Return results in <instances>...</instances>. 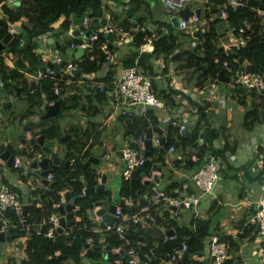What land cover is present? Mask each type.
I'll return each instance as SVG.
<instances>
[{"label": "trees", "instance_id": "trees-1", "mask_svg": "<svg viewBox=\"0 0 264 264\" xmlns=\"http://www.w3.org/2000/svg\"><path fill=\"white\" fill-rule=\"evenodd\" d=\"M19 6H10L7 0H0V7L3 11L0 16V43L4 49L0 53L13 52L18 55L15 68L5 70V62L3 55L0 54V68L3 71V78L7 85H12V80L19 81L25 86V90L29 93L32 113V108L40 103L58 100L61 107V113H69L72 111H81L83 114H97L101 111L99 103H104L108 100L109 87L108 82H112L110 78H103L106 84L104 91L98 87L97 78L90 79L88 75L104 67L106 61V52L102 48V43L107 41L108 37L104 32H98V38L93 42L91 47L87 48L82 54L80 68L82 70V78L86 81L82 86L77 85L78 75L65 74L63 76L44 75L39 82L29 81L26 77V72L37 73L38 69L44 65L45 60L41 54L34 51L35 37L53 33L55 28L53 23L58 21L62 16L65 17L60 25L61 31H69L72 26L70 17L81 16L87 14L89 19L101 17L105 11L104 0H20ZM241 3L235 6L230 0H209V6L204 13V18L207 19L206 26L201 32L196 47L189 50L183 49V42L179 40L180 35L184 38L195 41V37L191 33L179 32L175 27L167 22L160 23L163 27H168V33L164 37L152 41L156 53L166 52L174 54L175 60H182L181 67L189 69L194 66V72L191 76L199 73L197 85L202 86L204 79H216L222 74L226 77H231L233 73L240 67L241 63L247 61V68L252 71L264 72V15L257 12L256 7L260 6L264 9V0H240ZM225 8L227 18L221 16V10ZM24 19V21H22ZM21 22V31L11 32L10 26ZM248 22L249 27L244 33L248 36L247 43L240 48L234 44L230 51L219 45L218 29L227 27L236 35H239V28ZM127 27L129 26L126 25ZM29 37V43L22 45L23 37ZM153 31L146 28L140 30L134 36V40L138 47L151 38ZM70 43V40H68ZM180 48L181 53H176V49ZM139 55V51L135 52L131 57L132 60L128 66L135 64V57ZM25 60L28 64H25ZM148 60L139 55L140 68L145 73L148 68L151 73H154L152 64H146ZM228 61V67L224 66V62ZM145 70V71H144ZM146 74V73H145ZM148 76V74H146ZM152 88L154 91L161 92L162 96H166L171 102L175 103L173 93H179L187 97L192 106H197V120L193 130L187 134L179 131L177 126L170 123L169 135L166 136V142L163 147H155L153 154L142 164L136 167L130 179L125 180L121 185L120 194L132 198L131 205L123 204L122 209L125 214H140L145 216L151 214L154 217V222L151 221H134L128 220L125 222V230L119 233L114 229L103 230L101 232L94 230V224L88 215V209L94 208L98 204L106 202V198L110 197L111 191L95 192L92 194H84L82 188L85 182L79 180L81 175L87 185H98L97 170L90 166V162L84 161L88 152H83L85 145L83 138L89 139L92 135L90 128H80L74 125L66 129L60 123H44L40 132L46 133L50 140H55L60 134H63L65 142V157H73L75 166L71 170L70 167L59 165L53 173L52 180L49 183V189L42 192L43 204L40 207H35L24 221L16 210H9L5 218L8 220V235L7 242L12 243L19 237H27V245L25 248L26 258L23 264H86L83 261L86 250L85 243L89 237H93L91 242L92 255L88 256L99 264H123L124 260L129 264V256L126 255V250L135 248L146 256V263L149 264H167L171 254L181 250L184 243L188 245V251L192 255L203 256V260H199L189 256L184 259L188 264H206L209 258V241L210 237L218 234L222 240L228 243V252L232 253V257L228 258L225 264H232L235 259V251L240 247V241L244 238H251V232L254 226L248 225L244 228V232L234 236L220 231L216 227L212 216L203 218L193 213L189 223H183L179 220V215H173L172 208L165 206L163 202H157L150 205L149 210L142 211L139 201L143 193L147 190L146 176L151 174L155 168L165 165L166 153L168 148L173 144L177 149L181 150L184 155L185 168L196 172L200 169L207 156L210 153H216L217 156L224 160L226 159V151L229 149L232 152L236 150V145L231 146L228 142L224 146L216 147V141L222 137L223 128H214L209 120V104H203L193 100V98L182 90L172 89L167 93L165 89H161L157 80L151 79ZM58 85L61 92L55 91V86ZM7 86V87H8ZM242 102L246 104L247 110L243 115V127L246 130H252L258 123L264 122V92L259 93L255 90L246 91L242 89ZM157 94V93H156ZM45 95V97H43ZM168 100V101H169ZM97 101V102H96ZM96 102V103H95ZM125 126L126 136H131L135 140L147 132L148 128L159 123V115L153 108H148L145 115L134 116L124 115L120 117ZM34 128L38 124L30 123ZM204 132L203 142L200 141V134ZM227 138V135H225ZM131 144L141 152L144 148L137 143ZM12 149L13 147L10 146ZM196 153L198 159L192 161L191 153ZM256 157L261 161V170L255 175V179L264 184V143L257 147ZM182 160V161H183ZM227 161V159H226ZM178 163V162H177ZM161 169V168H160ZM240 168H236L239 171ZM241 171V169H240ZM179 184L182 183L180 180ZM173 184V189L179 184ZM69 185L73 186L72 193L76 204L80 205L78 214L81 220L71 228H67L62 233H56L54 236H48L47 231L51 225L50 218L53 212L57 211L54 203L61 201L60 192L66 189ZM182 186V185H181ZM36 193V192H35ZM215 209V201L212 203ZM194 212L195 208H188ZM255 211L251 208L249 217ZM246 220V218H245ZM42 222L43 226L38 230V225H32V222ZM118 222V220H117ZM244 223V221H243ZM26 224H29L27 228ZM173 228L174 236H167V230ZM263 254H264V243ZM110 246V248H108ZM59 252V254H56ZM60 254L68 255V258L58 257ZM2 255V243L0 240V256ZM13 264V263H9ZM179 264V263H178ZM239 264V263H238Z\"/></svg>", "mask_w": 264, "mask_h": 264}, {"label": "crops", "instance_id": "crops-1", "mask_svg": "<svg viewBox=\"0 0 264 264\" xmlns=\"http://www.w3.org/2000/svg\"><path fill=\"white\" fill-rule=\"evenodd\" d=\"M104 2L106 8L103 15L100 17L101 28L105 25L102 23L104 18L107 19V23L113 25L140 24L144 26L145 29L148 28L153 31L152 38L154 40L164 37V35L169 32L168 27H164L166 25L162 27L160 23L166 24L169 22L173 25V23L170 21V18L177 14V12H172L166 9L162 3V0H104ZM7 4L10 6H16L13 4L12 0H7ZM208 6L209 0H190L185 8H189L191 11L201 9L200 22H194L190 20V26L186 29L182 28L181 26H173L179 32L184 31L188 34L191 33L192 36L195 37L193 40H195L197 44L201 43L199 36L201 32L206 29L205 26L207 19L204 18V13ZM75 17L76 16L73 15L70 17L72 20V29L75 27ZM64 19L65 17L62 16L58 21L52 24V26L55 28L53 33L43 35L46 44L43 43L40 45L42 50L40 54L45 60L44 65H42L45 66L44 72L47 70L48 66H51L48 65V62L52 58V47L51 43L49 42V38L54 37L55 39L60 40L62 45L66 43L69 44L68 40L71 39L68 31H61L60 29V25ZM91 20L92 19H89L88 24H84L88 26L91 23ZM22 21H24V19H22ZM22 21H19L16 25L20 26ZM151 24H153L152 27ZM202 29L203 31H200ZM196 30H199L197 36L194 35ZM218 30L219 45H222L225 47V49L231 47L232 43L234 42L231 29L225 26L220 27ZM92 33L93 32L90 34ZM36 40L37 39L35 37L34 41ZM179 40L184 44L183 49L187 47L189 50H191L197 46H191V39H186L182 35H180ZM108 41L110 42V46L113 48L112 58L105 63L103 68L100 69L99 76L95 77L100 80L98 82H102L104 77L110 78L112 82L107 83L109 87L108 89L110 91L114 89L117 86L118 78L122 75L123 70L128 67V63L132 60L133 57L131 56L135 52L139 51V55H142L144 59L148 60L146 64H152L154 69V73H151L147 68L146 71L144 70L145 73L148 74L151 79L157 80V83L161 89H165L167 93H170L172 89L177 91L182 90L188 93L193 98V100L202 102L203 104H209L208 112L210 114L209 120L211 125L214 128H223L224 131L222 137L218 139L222 143L221 146H224V144L226 145L227 142L231 146H237L234 152L229 149L226 151L227 161L226 159L221 160L219 158L220 180L214 192L212 194L205 195L208 197L207 200L204 202L202 200L198 208L194 209V212L188 208H183L181 210L179 220L183 223H189L193 213L203 218H209L212 216L215 226L219 227L220 231L232 234L234 236L244 232V228L248 226L250 210L251 208H255L256 201L258 200L262 191L261 182L258 179H255V175L260 172L262 166L261 161L256 157L257 147L259 144L264 143V122L258 123L252 130L249 131L246 130L242 124L243 115L246 112L247 107L246 104L241 101L243 95L241 92L242 89L246 91L249 90L244 87L235 86L231 82V77H228L229 80H222L221 76L216 79H204V84L202 86H198L197 78L199 73L191 76L195 67L192 66L189 69L181 67L182 60H175L173 58L174 54H169L166 52H160L158 54L156 53L154 44H152V49L148 51L150 54L143 55V53L140 52V47L137 46L134 37L132 40H130L134 41V44H128L127 42L121 43L117 35H113L111 38H108ZM1 46L3 45L0 44V50L4 49V47ZM175 52L181 53L180 48L176 49ZM0 54L4 57L5 70L9 71L10 69L16 67L18 59L17 54L13 52L5 53V51ZM139 55L135 57V62L138 61V65L140 66ZM26 61L27 60H25V64ZM244 63L249 64L247 61ZM39 71L42 72L41 68L38 69L37 73L26 72L27 79L29 81L39 82V80L42 78L38 76ZM82 76L83 74L81 73V75L78 76V79L75 80L76 84L79 86H82L86 83ZM21 81L22 79H19V81L12 80V85L8 86L3 78L2 68H0V123L3 122L5 126H9L5 129H0V133L5 135L0 136V141L4 140L8 143V145L12 144L14 146H28V154L23 156L24 160L21 158V156L18 157L20 159L21 167H8L6 162L0 158V188L5 185L9 186L19 195L23 204H31V206L22 214V219L24 221L25 217L28 216L35 207L42 206V192L49 189V183L52 180L48 179L46 176V178L49 180V183L46 184L43 182V176H41L42 169H34L30 167V163L36 155L32 156L30 154L29 157V153L34 154L36 152L37 154L38 151L43 150V146L40 144L33 146L30 143V138L36 135L33 133L34 128L30 123L39 125L38 127L35 126V131L37 132H40L42 128H44V123H54L55 121L60 123L66 129L69 127H74V125L79 126L80 128H90L92 129V135L89 137V139L88 137L82 139L85 143L82 151L88 152L86 158H84V161L90 162V166L97 170V173L99 174L98 185L103 183V174H106V180L104 183L106 190L111 191V195L110 197L106 198V202L98 204L92 209H88V215L94 224V230L99 232L105 230L104 227L106 223H109L105 218V213L108 212L111 204L122 206L126 203V199H129L132 203V198L120 194L121 185L123 183L122 170L126 164L125 160L123 159L121 148L125 144L131 143L134 138L131 136H126L125 134V126L120 117L126 114H123L118 106L116 107L117 97L114 94H108V100L102 104L99 103V105L102 107L101 111L97 114H83L81 111H72L69 112L67 116L66 113H64L65 115H60L59 113L56 116L44 118V115L47 112L45 106L51 104L52 101L40 103L36 107L32 108L34 111L30 113L29 110L31 108V102L29 93L24 89L25 86ZM156 93L159 98L165 102V108L145 105H137L134 107V116L145 115L148 108L155 109L159 115V123L154 126H161L162 133H159L158 131L153 132V149L156 147V145H154L156 144V137L164 136L166 139V136L169 135L171 117L175 116L176 118L183 115V120L187 121L189 127V132H186L187 134L193 130L194 124L197 120V106H192L189 99L184 95L173 93L175 99L174 103L171 102L166 96H162L160 91L159 93L156 91ZM43 97H45V95ZM2 108L5 110L4 112L1 111ZM180 109L184 110V112L181 114L179 113ZM53 118L55 121H52L54 120ZM27 125L29 127L26 139L23 142L18 141V139L20 140L19 136L24 132V129ZM42 133L43 132H40L37 135ZM144 134L146 136L147 132ZM60 135L63 136V134ZM225 135H227V138H225ZM46 140L52 141L48 138V136ZM53 142L54 147L52 148V151H59L60 143L58 139L56 138ZM63 144L65 148L66 145L64 139ZM142 148H144V151H142L144 154L146 150L145 141L144 147ZM177 150L178 152H181V150ZM108 152L112 154L110 159L113 162L112 166H108L106 163L105 154ZM91 156L94 157L93 160H91ZM165 156L166 164H162V167H160L163 171L162 175L160 176V180L156 181L154 179V181H150V185L157 191L173 193V184H177V182L180 180L182 183L179 184L178 182L179 185H186L184 192H191V189L195 190L196 187L193 180L195 172H193L192 169L189 170L185 168V160L180 162L176 157V153L172 152H167ZM95 158H98V161H95ZM62 159L63 161L59 165L70 167L71 170L74 168L75 161L69 166L68 164L66 165L64 163L65 159L70 161L71 157H63ZM192 161L194 162L196 160ZM236 168H240L241 171L240 169L239 171H236ZM84 178V175H81L79 178V180L85 182L82 188V191L85 188L83 193H95H87L86 190L92 186L87 185V182ZM147 185V190L145 193H143L139 201L141 209L144 205L143 197L148 196V192L150 190V185ZM72 189L73 186L69 185L66 189L60 192L61 203L65 201L64 192L66 190H70L72 192ZM37 190H41L42 192H37ZM183 194L184 193H181L180 195ZM71 201H74V195ZM214 201L216 204L214 206L215 209L211 210L213 207L212 203ZM105 208L106 211L102 212V209ZM79 209L80 205L77 204L74 209V223L67 225L62 232L66 231L68 227H73L76 225V223H78V221L81 220V217L78 214ZM55 213H59L61 216L58 207L57 211L53 212L52 214ZM147 216L151 218V222H154L153 215L146 214L144 218ZM5 219V216L0 214V222L2 221L3 225ZM71 220L72 219H68V221ZM116 220L117 219L115 215L114 222ZM32 225H38V230H40L43 226V223H36V221H34L32 222ZM26 226L29 228V224H26ZM0 231L5 232V239L4 241H1L2 255L0 256V264H23V260L26 258L25 248L27 245V237L22 236L16 239V241L9 243L7 242V227L2 226ZM62 232L58 231L57 233ZM86 253L87 248L84 252H82V254H85L86 256ZM189 256L199 260H203L205 258L203 256L192 254ZM229 256V258H231L232 253H229ZM206 259V264H209V258L206 257ZM83 261L86 264H99L88 256L83 257ZM238 263L264 264L263 248H260V244L255 242L252 237H246L244 240L240 241V247L235 251V259L233 260L232 264Z\"/></svg>", "mask_w": 264, "mask_h": 264}, {"label": "built area", "instance_id": "built-area-1", "mask_svg": "<svg viewBox=\"0 0 264 264\" xmlns=\"http://www.w3.org/2000/svg\"><path fill=\"white\" fill-rule=\"evenodd\" d=\"M190 0H162L163 5L166 9L172 12H178L184 9ZM235 6L241 3L240 0H230ZM258 14L264 15V9L260 6L256 7ZM221 16L223 18H227V11L225 8L221 10ZM190 20L194 22H200V17L196 14L191 15L189 19H182L181 27L188 28L190 26ZM84 23H89L88 16L84 19ZM127 24H119L113 25L106 23L102 28L96 29L93 31L92 34L89 36H85L83 30H81L80 37L82 38L81 43H75L72 41L74 35L72 34V28L68 31V34L71 36L70 43L65 44V53L61 51L59 48L52 49V58L50 59L51 66H48L47 70L39 71L38 76L41 78L43 75H52V76H63L65 74H73V71L80 68V62L82 60L83 52L91 47L93 42L98 38V32H104L106 35L111 33V37L113 35H117L121 43L129 42L133 39L135 34L140 31L144 30V26L137 24V25H129ZM249 27V23L245 21L244 25L239 28V35H236L233 31L234 37V44L237 48L244 46L247 43L248 36H245L244 33L246 32L247 28ZM11 32H15L16 29L14 26H10L9 29ZM110 37V38H111ZM36 46L34 47V51L38 54L42 52L40 45L45 43L44 36L36 37ZM152 41L153 38H148V41L143 43L140 47V52L149 51L152 49ZM38 43V45H37ZM46 44V43H45ZM197 42L193 41L192 46H196ZM231 45V46H232ZM79 47L83 48V52L81 55L77 56L76 52ZM102 48L106 52V61H109L112 58V50L113 48L110 47V42L104 41L102 43ZM230 51L231 47L227 48ZM28 64V61H26ZM248 64L241 63L240 67L233 73L231 76V82L235 86L244 87L249 91H257L260 94L264 92V72L259 71H252L247 68ZM224 66L228 67V61L224 62ZM100 70L97 72L90 73L88 76L90 79L99 76ZM98 87L101 91H104L106 88L105 82H98ZM56 92H61V89L58 85L55 86ZM109 94H114L117 97L116 107L118 106L119 109L123 114L135 115L134 107L137 105H145V106H154L159 108H165V102L159 98L156 94L154 89L152 88V81L149 76H147L140 66L138 65V61L135 62L134 65L128 66L123 70L122 75L117 80V86L109 90ZM55 101H52L51 104H54ZM184 112L183 109L179 110L181 114ZM171 123L174 126H177L179 131L185 132L188 127V123L186 120H183V115L180 117H171ZM146 138L145 134L141 136L139 139H133L132 142L139 143L142 147H144V139ZM156 147H163L164 143L161 142L160 136L156 137L155 140ZM201 143L203 140L200 141ZM216 147H220L222 143L218 140L215 142ZM121 152L123 155V159L125 160L126 164L124 169L122 170V177L125 180H128L132 177L134 170L137 166L142 165L146 161V157L144 156L143 152L136 149L132 146L131 143L125 144L121 148ZM168 152L176 153L177 159L181 162L184 159V155L182 152H178L177 147L175 145H171L168 148ZM112 154L110 152L105 154L106 163L108 166H112L113 162L110 160ZM190 159L197 160L198 157L196 153L192 152ZM75 159L71 158L69 161V165L74 163ZM14 167H21L20 159L17 158L14 164ZM163 171L160 168H155L151 174L147 175L145 178L149 181H154L155 176H161ZM53 173H49L47 175L48 179H52ZM194 184L196 189L193 192H184L186 185L182 184V186H177L174 188L173 193H166L164 191H157L152 196H145L143 197V207L142 211H147L150 208V205L157 202H163V204L167 207L172 208L173 215H179V211L182 208H195L197 209L202 201V197L205 195L212 194L215 188L218 185L220 180V162L219 157L216 153H210L204 165L194 173ZM85 191V188L83 189ZM184 193L183 195H180ZM61 202L54 203V207H58ZM127 205H131V201L126 199ZM23 203L19 197V195L13 191L9 186L5 185L0 188V214L5 216L6 213L14 209L19 214V217L22 219L23 214ZM115 215L117 220L113 223H106L104 229L105 230H115L119 233H123L125 230V222L128 220L134 221H142L144 222V216L140 214H125L123 212L122 206H117L115 210ZM149 215V214H148ZM60 214L55 213L51 215L50 218V227L46 232L48 236H54L56 234L57 228L60 226ZM248 225L254 226L251 232V237L255 242L260 244V248L264 243V184L262 185L261 194L256 201L255 211L251 214L248 219ZM8 226V220H4L3 227ZM170 235L169 237H173ZM87 242H93V237H89ZM228 243L225 240H222L218 234H214L210 237L209 241V264H225L228 260L229 252H228ZM188 251L187 243L183 244L181 250H178L171 254L170 259L166 262L167 264H178L181 260H183L184 252ZM59 254V252H56ZM126 255L129 256V264H142V261L139 257V251L135 248H129L126 250ZM121 264V262H120ZM149 264V263H146ZM183 264H188L183 260Z\"/></svg>", "mask_w": 264, "mask_h": 264}, {"label": "water", "instance_id": "water-1", "mask_svg": "<svg viewBox=\"0 0 264 264\" xmlns=\"http://www.w3.org/2000/svg\"><path fill=\"white\" fill-rule=\"evenodd\" d=\"M13 4L16 5V6H19L21 1L20 0H12ZM0 14L2 16L3 14V11L0 7ZM196 14L197 16L201 17V9H197L196 11H191L189 8H184L180 11L177 12V14L173 15L171 18H170V21L173 23V25H175L176 27H180L181 26V21L182 19H189L191 15H194ZM87 17V14H82L81 16H76L74 18V28L72 29V34L74 35V37L72 38V41L75 42V43H81L82 42V38L80 37V33H81V30L84 31L85 33V36H89L91 32L95 31L96 29H99L100 28V20L101 18L100 17H97V18H93L91 20V23L86 26L84 24V19ZM102 23L103 24H106L107 23V19L104 18L102 20ZM153 24H151V27H152ZM89 27V28H88ZM14 28L16 29V31H21V27L18 26V25H14ZM199 33V30H196L194 32V35H198ZM111 33H108L107 34V37L110 38L111 37ZM49 42L51 43V47L52 49L54 50L55 48H59L61 49V51L63 53H65V44H61L60 40L58 39H55L54 37H50L49 38ZM29 43V37L28 36H24L23 37V46L24 45H27ZM128 44H134V41H129L127 42ZM1 44V43H0ZM36 46V44H34V47ZM1 47H4V46H1ZM111 47V46H110ZM83 52V48L82 47H79L77 52H76V55L79 56L81 55ZM143 55H146V54H150L148 51H143L142 52ZM48 65H51V62L49 61L48 62ZM41 70L44 71L45 70V66H41ZM76 75L80 76L81 73H82V70L81 68H78L76 70L73 71ZM221 79L222 80H229L228 77L224 76L223 74L221 75ZM6 105V104H4ZM45 108L47 109V112L45 113L44 115V118H50V117H53V116H56L58 115L59 113H61V107H60V103L58 100H56L54 102V104H48L45 106ZM1 111H5L3 108L1 109ZM28 125L25 127L24 129V132L19 136L20 138V141H24L27 137V131H28ZM189 129H187L185 132H189L188 131ZM154 131H158L159 133H162V127L161 126H152L150 128H148V131H147V135H146V139H145V153H144V156L148 159L152 154H153V140H152V137H153V132ZM204 136H205V133L202 132L200 134V140H203L204 139ZM47 138V134L45 133H42L40 135H34L30 138V143L35 146V145H38L40 144L41 146H43V150L42 151H38L37 154L36 152L34 154L32 153H29V157H30V154L32 156L36 155L35 158H33L32 162L30 163V167L31 168H34V169H37V168H40L42 169L41 170V176H43V182H45L46 184L49 183V180L46 178V176L53 172L55 169L58 168L59 164H61V162L63 161V157H65V151H64V144H63V136L59 135L57 137L59 143H60V149L59 151H52L53 147H54V140L52 141H47L46 140ZM161 142L162 143H165V137L164 136H161ZM12 146L13 149L10 147ZM17 145H12V144H9L4 141V140H1L0 141V158L6 162L7 166L8 167H13L14 164H15V161L18 157H20V154L19 152H22L23 156H25L26 154H28V146H17L19 148V152L17 151ZM94 157L91 156V160H93ZM95 161H98V158H95ZM64 163L67 165L69 164V160L68 159H65ZM105 180H106V174L104 173L103 174V183H100L98 186H92L90 188H88L86 191L87 193H90V192H100V191H103L105 192L106 191V186H105ZM155 180L156 181H159L160 180V177L159 176H155ZM146 183L150 185V181L149 180H146ZM149 192H148V196H151V195H154L157 190L155 188H153L151 185L149 186ZM194 189H191V192H193ZM73 198V194L70 190H66L64 192V202L61 203L59 206H58V210L59 212L61 213V216L59 218V221H60V226L57 228L56 230V233L59 231V232H62L64 230V228L71 224V223H74V209L76 207V202L74 201H71V199ZM31 206V204H23L22 208H23V213ZM117 208V205L115 204H111L108 212L105 213V218L107 220V222L109 223H113L114 220H115V210ZM106 211V208L105 209H102V212H105ZM68 219H72L71 221H68ZM145 221H151V218L150 217H145L144 218ZM142 222V221H141ZM3 226V222L1 221L0 222V228ZM175 233V230L173 228L167 230V235L170 236V235H173ZM5 239V232L3 231H0V240L1 241H4ZM85 247L87 248V253H86V256H91L92 255V249L90 248V243L89 242H86L85 243ZM108 248H110V246H108ZM190 253L189 251H185L184 252V256H183V260L187 257H189ZM58 257H64V258H68V255H62L60 254ZM139 257H140V260L142 261V264H146V256L142 253V251L139 252ZM183 260H181L179 262V264H183ZM123 264H128L126 260H124Z\"/></svg>", "mask_w": 264, "mask_h": 264}, {"label": "rangeland", "instance_id": "rangeland-1", "mask_svg": "<svg viewBox=\"0 0 264 264\" xmlns=\"http://www.w3.org/2000/svg\"><path fill=\"white\" fill-rule=\"evenodd\" d=\"M62 115H65V114L63 113ZM67 115H68V113L66 114V116H67ZM263 116H264V113H263ZM53 119H54V118H53ZM52 121H55V119L52 120ZM6 127H9V126H5L3 122L0 123V129H5ZM6 130H8V129H6ZM13 134H14V133H13ZM0 136H5V135H3V134L0 133ZM6 137H7V136H6ZM18 141H20V140L18 139ZM16 147H17V146H16ZM17 151L19 152V148H18V147H17ZM19 154H20L21 158L24 160L22 152H19ZM207 198H208L207 196H203V197H202L203 202H204L205 200H207ZM182 209H183V208H182ZM182 209H181V210H182Z\"/></svg>", "mask_w": 264, "mask_h": 264}, {"label": "clouds", "instance_id": "clouds-1", "mask_svg": "<svg viewBox=\"0 0 264 264\" xmlns=\"http://www.w3.org/2000/svg\"><path fill=\"white\" fill-rule=\"evenodd\" d=\"M227 50V49H226ZM228 51V50H227ZM231 79V78H230ZM220 162V161H219Z\"/></svg>", "mask_w": 264, "mask_h": 264}]
</instances>
